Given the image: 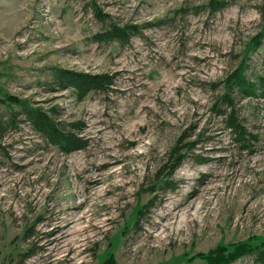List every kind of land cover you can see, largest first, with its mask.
Listing matches in <instances>:
<instances>
[{"label": "rangeland", "instance_id": "1", "mask_svg": "<svg viewBox=\"0 0 264 264\" xmlns=\"http://www.w3.org/2000/svg\"><path fill=\"white\" fill-rule=\"evenodd\" d=\"M263 6L0 0V113L59 107L88 141L64 155L27 125L5 138L0 264H253L264 251V98L236 96L250 151L213 103L231 73L264 76ZM111 22L137 27L129 43L95 39ZM57 68L110 73L115 86L80 102L51 91ZM184 130L198 149L165 193L155 174Z\"/></svg>", "mask_w": 264, "mask_h": 264}, {"label": "trees", "instance_id": "2", "mask_svg": "<svg viewBox=\"0 0 264 264\" xmlns=\"http://www.w3.org/2000/svg\"><path fill=\"white\" fill-rule=\"evenodd\" d=\"M212 5V10L215 11L219 7H224L225 3L218 1L213 2ZM261 13L264 17V6L261 8ZM101 19L104 20V17ZM136 29V26L129 24L121 27L111 22L95 39L100 42L113 41L120 45H125L129 43L132 35H135ZM262 38L263 36H258L254 44L261 45ZM224 82V89L213 103V110L222 117L225 128L230 130L233 141L238 149L250 151L253 147L252 136L244 127L237 114L236 96L243 95L245 98H251L259 95L264 98V76L251 81L241 70H237L231 73L229 78ZM51 83V91L56 93L70 91L75 99L81 102L92 94L108 93L115 86V76L110 73L90 74L71 69L57 68L52 73ZM59 110V107L44 111L23 106L22 110L10 112L6 117L0 113V149L3 148L2 144L8 134L16 130L20 124L27 125L44 143L55 147L64 155H71L72 153L86 149L88 141L82 136V125L77 122L63 121ZM19 118L22 120H18ZM188 136L191 135L187 134L185 130L179 134L176 145L164 156L155 174L157 183H161V180L165 181L161 188L165 193L174 191L169 178L186 161L195 157V152L198 149L197 142H187L190 141ZM197 162L205 163L206 160L197 159ZM152 192L155 195L156 190L154 189ZM253 264H264V251L256 254Z\"/></svg>", "mask_w": 264, "mask_h": 264}, {"label": "bare ground", "instance_id": "3", "mask_svg": "<svg viewBox=\"0 0 264 264\" xmlns=\"http://www.w3.org/2000/svg\"><path fill=\"white\" fill-rule=\"evenodd\" d=\"M191 202V201H190ZM187 205V204H186ZM177 207H181V206H177ZM192 207V206H191ZM190 207V208H191ZM183 208V207H182ZM177 209L175 208V209H173L170 213L169 212H166V214H165V218H166V220L167 221H171V220H173V219H175L176 218V216L178 215V213H176L177 211H176ZM186 211V210H185ZM184 211V212H185ZM66 217V216H65ZM174 221V220H173ZM61 223V222H60ZM171 223V222H170ZM172 224V223H171ZM61 225V224H60ZM66 225H68V224H66ZM65 225V226H66ZM62 226V225H61ZM167 227H168V225H166ZM57 227V226H56ZM171 227V226H170ZM172 229H173V226H172ZM62 233V232H61ZM67 236V235H66ZM55 238V237H54ZM67 244V243H66ZM76 246V245H75ZM67 247V246H66ZM53 248V247H52ZM62 251V250H61ZM51 260V259H50Z\"/></svg>", "mask_w": 264, "mask_h": 264}]
</instances>
